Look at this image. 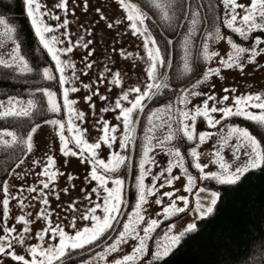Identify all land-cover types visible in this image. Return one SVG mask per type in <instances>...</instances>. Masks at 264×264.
<instances>
[{
  "label": "snow or ice",
  "instance_id": "1",
  "mask_svg": "<svg viewBox=\"0 0 264 264\" xmlns=\"http://www.w3.org/2000/svg\"><path fill=\"white\" fill-rule=\"evenodd\" d=\"M22 3L26 10V16L30 20L31 29L34 30L36 48L33 50L29 46L22 53V41L19 39L20 30L9 25L5 18L0 17V25L4 27V31L0 33V40H7L11 44L7 59L0 58V68L4 70L0 72V79L9 77L23 79L25 83L30 82V88L26 93L28 96L26 102L19 95H7L4 100H0V118H14L17 122V130H9L8 127L0 129V143L7 150L14 152L19 150L14 161L19 166L20 163H23L22 157L32 151L33 134L37 133L41 124L58 127L60 130V152L65 156L80 155L83 162V154L87 151L89 155L86 160L91 168L85 179L90 178L96 184L84 194L83 198L87 202V206L79 216L83 223L78 225L75 211L67 222L61 221L59 217L55 222L50 218L51 212L47 210L48 198L45 190L49 189V182L54 180L57 175V172L51 170L55 164L52 156H47L46 163L32 160L33 166L38 163L43 164L42 170L36 177L37 183L40 185L39 188L36 185L27 187L21 185L20 191L13 195L9 191L7 179H0V225L3 230V235H0V259L9 257L19 264H76L78 251H86L99 244L102 252L98 251L95 255L97 259L102 260L108 253L116 252L121 244L132 238L137 243L132 248L131 254L115 260L114 264H129V262L140 260V257L146 252V241L150 233L161 221L159 218H149L146 221L147 226L143 228V235L135 225L144 221L143 213L146 211L145 205L148 204L147 198L158 191L156 185L159 177L167 172L169 175L164 177L163 183L159 187L172 186L174 180L178 179L176 176H171L172 169L174 166H178L186 178L183 182L184 191L191 194L195 190L196 193L205 195L203 198L197 197L194 208H191L189 195L176 194L179 192V189L176 188L155 196V205H162L160 211L156 213L157 217L167 220L176 214L186 215V210L192 211L193 216L185 221L186 226L178 233L172 234V226H167L168 231L164 234L166 243L162 245L157 243L155 251L147 250L148 254L144 256V260L151 258L149 264H152L153 261H161L162 258L168 257L182 243V238L194 233L200 227V221L213 213L218 199L222 195L217 186L225 188L238 185L247 179L253 171H264V92L236 94V88H222L223 94L217 98L215 92L208 94L190 90L195 89L202 82H207L209 77L219 75L221 68H236L243 71L244 63L238 59L239 54L249 53L247 59L254 61L257 56L264 53V47H259L264 45V0H249L247 4L237 3V0H163V3H156V8L160 11H153L151 16L138 8L136 4L119 0V8L124 9V13H126V16L121 14L123 17L121 20L115 19L116 10L111 16L106 17L107 10L101 11L99 6L94 7L96 17L93 23H96V27L102 32L121 25L123 19L131 22L129 25L132 30L131 34L141 38L146 56L145 59V56L136 53V58L143 61L144 64L143 86L137 84L126 89L121 88L119 95L113 93L116 95V99L111 108L101 109V112L118 110L115 119L120 122L123 129L119 135L121 151L110 152L106 161L97 158L96 150L101 147V144L106 145L109 149L112 148L113 143L117 140L116 133L120 125L110 124L106 119L98 121V124H102L101 135L96 142L87 143L81 137V132L84 130L74 126L71 119L73 114L81 121L85 116L84 112H79L74 107L77 101L69 98L70 93L79 91L76 86L77 81L80 82L82 88L88 90V94L82 97L85 102L92 101L93 96H98L101 101L106 99L104 95L100 94L99 87L93 90L89 83L80 81L76 64L72 59L73 55L79 54L74 52V49L88 50L82 60L83 74L87 75V69L92 67V61L89 59L92 56V50L89 48L92 39H87L85 42L79 32L73 39L67 30L70 25L69 12L71 11L74 16L77 5L74 0L71 9L69 0H45L44 3H41L40 0H22ZM88 5L89 0H82L85 13L88 10ZM238 9L242 10V15L237 11ZM57 12L62 13L63 18ZM198 20L202 22L219 21L226 30L238 34L239 43L234 42L231 35L227 37V43L237 56L229 55L227 60L221 57L219 66L215 68L205 67L204 64H201L199 55L189 64L193 26L197 24ZM152 23L159 24L163 31H171V34L176 36L175 43L173 39L166 37L163 31L159 33L158 40L151 28ZM80 24L88 35H92V29L85 26L82 21ZM213 27L215 37L223 38L220 27L216 25ZM206 32L207 37H213L212 31L206 30ZM245 43L248 46H242ZM177 46L181 50L177 53L179 59L176 68L170 72L169 70L173 69V53ZM0 47H4V45L0 43ZM208 48V41L204 39L203 58L205 62L210 61L216 55L215 52H209ZM34 52H38L45 59L41 61L40 57L36 56L33 62ZM119 55L124 57L126 53L121 49ZM127 55L131 56L132 53H127ZM62 56L66 58L62 59ZM181 62H183L182 67ZM105 73L110 76L105 85L106 89H110L112 85H121L120 71H112L108 67L99 73V83H104ZM45 82H47V86H44ZM212 88H215L214 84ZM37 93L40 94L39 97L36 96ZM58 93L62 95L60 101H58ZM228 93L232 94V99L229 103H225L229 101ZM201 95L206 97L203 99L202 105L188 109L182 107L188 105L192 97ZM173 96L177 105L174 114L177 124L176 138L178 142L187 141L194 145L188 149V152L192 159V167L197 170L196 175L190 173L185 166V157L181 154L180 148L166 143L174 138L171 125H169V134L164 140L155 135L154 117L158 112L164 111L169 115L170 120L173 118ZM209 101L212 102L211 107H209ZM152 104H156L158 107L153 108ZM87 106L89 109L95 108L93 103H88ZM253 109L259 111L256 112ZM65 110L69 114L67 130L73 133L71 137H66L63 134L66 127L63 120ZM48 113H59L61 118L48 119ZM210 113H219L220 118L216 119ZM198 117H201V126L205 125L206 120V125L209 128H215L226 119L243 118L249 122H255L253 126L256 131L253 134L247 127L230 125L229 135H234L236 138V143L230 146L231 161L226 162L217 151L213 163L219 165L218 169L205 171L208 165L198 162L200 153L197 151V147L212 133L206 130L197 132ZM141 126L142 131L138 134V128ZM4 137L8 139H4ZM70 143H74L80 152L69 148L68 144ZM154 149L167 151L171 158L167 161V168H162L160 172L152 175L151 185H147L145 178L151 174V169L146 166L155 164L153 155H151ZM134 154L138 156L135 163ZM134 167L137 169L134 173V180L128 182L126 189V179L133 174ZM3 170L7 176L8 168L5 167ZM41 176L47 179L42 180ZM68 179L71 180L72 176L69 175ZM198 179L205 181V186H198ZM109 182H111V186H109ZM23 191L37 193L41 208L37 215L43 220V224L38 226L34 233L37 242L29 244L25 249L30 258L15 251L13 240L23 245L26 238L28 240L33 238L30 228L31 220L26 218V214L16 216V224L23 225L18 232L15 224L8 225L10 200H15L20 209L26 207L25 197L21 194ZM64 191L67 192L68 189L65 188ZM92 194H95V200L89 199ZM37 196H33L32 199H37ZM164 197L169 198L170 202L163 203ZM73 204L75 201L69 204V209H72ZM125 208L130 210L124 211ZM97 210H99V214ZM65 229H70V231ZM113 232L111 241L105 246L104 239ZM254 243L255 241L250 242V244ZM45 244H47L46 247H44ZM259 248L264 252V238L261 239ZM246 256L245 252L234 259L217 261V264H249ZM81 264H91V260L81 261ZM140 264H143V260H140Z\"/></svg>",
  "mask_w": 264,
  "mask_h": 264
},
{
  "label": "rangeland",
  "instance_id": "2",
  "mask_svg": "<svg viewBox=\"0 0 264 264\" xmlns=\"http://www.w3.org/2000/svg\"><path fill=\"white\" fill-rule=\"evenodd\" d=\"M40 2L44 3L45 0H40ZM74 2L77 5V8L75 10L74 16L71 11L69 12L68 18L70 21V25L67 30L71 34V37L73 39L77 36L78 32L79 35L84 37L85 42L87 39H92V44L89 45V48L92 50V56L89 57V59L92 61V67L87 69V75L83 74L82 60L88 50L84 48L74 49L73 51L78 52L79 54L73 55L72 59L76 64V71L80 77V81H83L84 83H89L92 86L93 90H95L96 87H99L100 94L104 95L106 99L104 101H101L98 96H93L92 101L85 102L82 97L88 94V90L82 88L80 86V82L77 81L76 86L79 88V91L76 93H70L69 98L75 99L77 101L74 107L77 111L84 112L85 116L83 121L77 119L74 114L71 116V119L73 120L74 126L84 130L83 132H81L82 139H84L87 143H94L99 139V136L101 135L102 124H98V121L106 119L109 121L110 124L120 125V122L116 121L115 119L118 110L101 112V109L104 107L111 108L112 104L116 99V95L120 94L121 88L126 89L127 87L136 86L137 84H139L141 87L143 86V81L145 79L144 64L143 61L136 58V53H139L140 56H145V53L142 48L141 38H139L138 36H133L131 34L132 30L129 27L131 22L127 21L126 19H123V23L121 25L114 26L112 29H108L107 32H102L96 27V23H93L94 18L96 17V13L94 12L95 6H99L101 8V11L107 10L106 17L111 16L114 10H116L117 12L115 19L121 20L123 18L121 14H124L126 16V13H124V9L119 8V0H89L88 10L86 13L82 6V0H74ZM248 2L249 0H237V3L247 4ZM72 3L73 0H69L70 9L72 8ZM237 11L240 12L241 15L243 14L242 10L238 9ZM57 14L61 15V18H63L62 13L57 12ZM81 21L85 26L92 29V35H88L85 32L84 28L81 27ZM219 27L223 38L218 39L215 37L214 28H210L209 30H207L213 32V37L211 38L207 37V32H205V29H203L201 31L202 33H200V38L197 42V55H199V62L201 64H204L205 67L215 68L219 66L221 57L227 60L229 55H232L234 57L237 56L235 51L227 43V37L231 35L233 37L234 42L239 43L240 40L238 38V34H233L230 30H226L222 26V24H220ZM3 31V25H0V33H2ZM101 37H103V39H101ZM204 39H207L208 41V51L216 53V55L213 56L212 59L207 62H205L203 58ZM195 42L191 41L190 45H193ZM0 43L4 45V47H0V58L7 59V53L11 50V44L7 40H0ZM242 46L246 47L248 45L247 43H245ZM259 47H264V45H260ZM177 48H179V46H177ZM121 49H123V51L126 53L124 57H121L119 55ZM180 51L181 50L179 49V52ZM127 53H132V55L129 56L127 55ZM248 55L249 53H241L238 55V59L240 60V62L244 63L243 71H240L236 68H221V72L219 75L209 77L207 82H202L200 85H197L195 89L190 90H195L201 93L206 92L208 94H211V92H215L217 98H219V96L223 94L222 88H236V94L248 92H264V53H261L259 56H257L254 61H249L247 59ZM63 58L66 57L62 56V59ZM191 62L192 61L190 56L189 64H191ZM181 66H183V62ZM105 67L110 68L112 71H120V78L122 81L120 86L112 85L110 89H106L105 85L107 84L108 79H110L108 73H105L104 83H99V73L103 71ZM213 84L215 85V88H212ZM113 93H115L116 95H113ZM228 95L229 101L225 103H229L232 99V94L228 93ZM21 98H23L26 102L28 97ZM205 98L206 97L204 95H201L199 97H192L191 102L188 105L182 107L188 109L192 108L193 106L202 105L203 99ZM0 100L4 99L0 98ZM58 101H60L59 97ZM88 103H93L95 105V108L89 109L87 106ZM211 104L212 102L209 101V107H211ZM152 107L155 108L158 107V105L152 104ZM176 107L177 105L175 104L174 99L172 107L173 118L171 120L169 119V115L164 111H160L156 114V116L154 117V123L156 125L155 135L159 139L164 140V138L169 134V125H171V130L174 138L172 141H168L166 143L180 148L181 154L185 157V166L188 168L190 173L196 175L197 170L192 167V159L190 157V153L188 152V149L194 145H192L191 142L187 141H184L182 143L178 142L176 138L177 124L174 116ZM253 111L258 112L259 110L253 109ZM210 115H213L216 119L220 118L219 113H210ZM68 119L69 114L65 110L63 120L65 122L66 127L63 134L66 137H71L73 133H70L67 130ZM243 120V118L226 119L224 121H221V124L216 125L215 128H209L206 125V120L205 125L202 127L201 117L197 118V132L201 130H206L212 133V135L207 137L205 141L200 142L197 147V151L200 153L198 162L208 165L205 171H215L218 169L219 165L217 163H213L215 153L217 151L220 152V155L224 158L226 162L231 161L232 153L230 146L236 143V138L234 135H229L230 125H239L241 127H247L250 132L255 134V132L252 131L256 130L253 126L255 122ZM122 130V125H120L116 133L117 140L113 143L111 149L107 148L106 145L101 144V147L96 150L98 159H103L106 161L110 152L121 151L119 149V135ZM141 131L142 126L140 127L139 133ZM59 135L60 130L58 127H54L50 124H41V128L37 130V133L33 134L34 146L32 151L28 152V154L23 157V163H20L19 166L15 165L9 177L7 178L9 191L13 195H15L18 191H20L21 185H24L25 187L30 185H36L39 188L40 185L37 183L36 177L38 173H40V171L42 170L43 164L38 163L36 166H33L32 160H38L46 163V158L50 155L55 161V164L51 170L57 172L55 179L49 182V189L45 190L48 198L47 210L51 212L50 218L55 222L56 218L59 217L61 221L67 222L71 219L73 211H75L77 216V224L81 225L83 222L80 221L79 216L87 206V202L84 201L83 198L84 194L90 190V187H93L96 184V182L92 181L90 178L87 180L85 179V177L89 175L91 168V166L87 163L86 160L89 153L87 151L84 152L83 162L82 157L80 155L72 156L71 154H69L65 156L62 152H60L61 145L59 141ZM4 139L8 138L4 137ZM68 147L72 148L73 151H76L78 153L80 152V149L75 147L74 143L68 144ZM151 155H153L155 164L146 166L151 169V174L146 176L145 178V183L147 185H151L152 175H155L157 172H160L162 168H167V161L171 158L167 151H161L160 149H154ZM136 159H138V156L135 155L134 163ZM136 171L137 169H135L134 167L132 180H134V173ZM69 175L72 176L71 180L68 179ZM168 175L169 174L167 172H164L157 180L156 187L158 191L154 192L151 196L147 198L148 204L145 205L146 211L143 213L144 221H141L138 225H135L140 234L143 235V228L147 226L146 221L149 218H159L161 221L153 230V232L150 233L149 238L146 241V252L140 257V260H143V264H148L149 260H151V258H149V260H144V256L148 254L147 250H151L154 252L157 243H160L161 245L166 243V240L164 239V234L168 231V225L172 226V234L178 233L182 230L184 226H186L185 221L193 216L192 211L186 210V215L183 213L176 214L173 217L168 218L167 220H165L163 217H157L156 213L160 211L162 205H155V196L164 191H171L173 188H176L179 189V192H177L176 194L189 195L191 208H194L197 197L203 198V196L205 195L204 193H196L195 190L191 194L184 191L183 182L186 180V178L182 175L181 170L178 166H174L171 173V176H176L178 177V179L174 180L172 186L166 185L164 188H160L159 185L163 183L164 177ZM40 179L46 180L47 178L41 176ZM205 183V181H200L199 179L197 180L198 186L203 187L205 186ZM109 186H111V182H109ZM65 188L68 189L67 192L64 191ZM21 194L25 197L24 204L26 205V207L20 209L17 207L15 200H10V215L8 219V225L13 226L15 224V227L18 232L20 228L23 227V225L16 224V216L20 214H26V218L31 220L30 228L32 229L33 238L31 240H28L26 238L25 243L23 245H21L18 241L13 240V246L15 251L18 254L25 255L26 258H30V256H28V254L26 253L25 249L28 247L29 244L37 242L34 233L37 230V227L43 224V220L39 215H37L41 211L40 199L37 196V193H28L26 191H23L21 192ZM33 196H37V199L33 200ZM89 199L95 200V194H92ZM73 201H75V204H73L72 209H69L68 206L69 204H72ZM168 202H170L169 198L164 197L163 203ZM129 210L130 209L128 208L127 211ZM97 213L99 214V210H97ZM65 230L70 231V229ZM0 235H3L2 225H0ZM13 235H15V233H13ZM45 239L47 240V236L45 237ZM136 243L137 242H134L132 238H129L126 243H123L119 246L116 252L108 253L107 256L102 260L97 259L95 255L98 251L102 252V248H100L99 250L94 251L88 255L76 258V264H81V261L88 260H91V264H114L115 260L122 259L124 255H130L131 250L133 247L136 246ZM46 246L47 244L44 245V247ZM80 252L83 251H78V253ZM140 260L129 262V264H140ZM0 264H19V262L12 261L9 257H4L3 259H0Z\"/></svg>",
  "mask_w": 264,
  "mask_h": 264
},
{
  "label": "trees",
  "instance_id": "3",
  "mask_svg": "<svg viewBox=\"0 0 264 264\" xmlns=\"http://www.w3.org/2000/svg\"><path fill=\"white\" fill-rule=\"evenodd\" d=\"M131 1L149 16L152 15L153 11H160L156 8L157 2L163 3V0ZM0 16L5 18L9 25L20 30L19 39L22 41V53L29 46L35 50L34 30L31 29L30 20L26 16L22 0H0ZM206 22V28L204 22L200 20L193 26L191 41L196 42L190 45L191 61L197 57V42L201 31L205 29L206 32V30L214 28L213 25L220 26V22L216 20ZM151 28L159 40V33L163 29L155 23L151 24ZM163 34L168 38H175L176 41V36L172 35L171 31H163ZM178 52L179 48H176L171 71L176 68L179 59ZM36 56H39L41 61L45 59L38 52H34L33 62ZM2 71L4 70L0 68V72ZM177 78L182 79L181 77ZM44 86H47V82ZM29 88L30 82L25 83L23 79L12 77L0 79V98L5 99L7 95L28 97L26 93ZM39 95V93L36 94L37 97ZM58 97L61 100V94L58 93ZM174 99L173 96L172 101ZM47 118L60 119L61 114L48 113ZM4 127H8L9 130H17V122L14 118H0V129ZM252 131L255 132L256 130ZM18 154V149L15 152L10 151L0 143V179L9 177L16 165L14 161ZM5 167L8 168L7 176L3 170ZM217 188L221 190L222 195L218 199L213 213L200 221V227L194 233L182 238V243L168 257L162 258L161 261H153L152 264H165V262L166 264H217V261L234 259L245 252L249 264H264V252L259 248V243L264 238V171H253L247 179L238 185L225 188L217 186ZM252 241L255 243L250 244Z\"/></svg>",
  "mask_w": 264,
  "mask_h": 264
},
{
  "label": "water",
  "instance_id": "4",
  "mask_svg": "<svg viewBox=\"0 0 264 264\" xmlns=\"http://www.w3.org/2000/svg\"><path fill=\"white\" fill-rule=\"evenodd\" d=\"M127 1L130 2V3H133V2L130 1V0H127ZM173 41H174V39H173ZM173 56H174V53H173ZM171 70H172V69H170L169 71L171 72ZM139 130H140V128H138V134H139ZM134 157H135V154H134ZM132 173H133V170H132ZM132 175H133V174H131V175L128 176V179H127V182H126V189H127V184H128V182H129V181H132ZM127 210H128V208H125V209H124V211H127ZM118 227H119V225H118ZM113 235H114V232H113V233H110V234L104 239L103 244L106 245V244L112 239ZM100 248H101V246H100L99 244H97V245H95L94 247H92V248H90V249H88V250H86V251H83V252L78 253L76 258H80V257H83V256H85V255H88V254H90V253H92V252H94V251H96V250H98V249H100Z\"/></svg>",
  "mask_w": 264,
  "mask_h": 264
},
{
  "label": "flooded vegetation",
  "instance_id": "5",
  "mask_svg": "<svg viewBox=\"0 0 264 264\" xmlns=\"http://www.w3.org/2000/svg\"><path fill=\"white\" fill-rule=\"evenodd\" d=\"M126 2H128L127 0H125ZM129 3V2H128ZM138 7V6H137ZM139 8V7H138ZM204 27L206 28L207 27V22L205 21L204 22Z\"/></svg>",
  "mask_w": 264,
  "mask_h": 264
}]
</instances>
